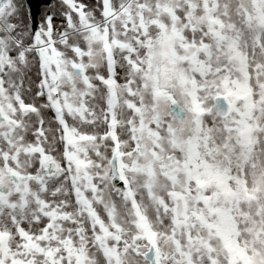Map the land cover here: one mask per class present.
<instances>
[{
    "label": "snow or ice",
    "instance_id": "6c2138e0",
    "mask_svg": "<svg viewBox=\"0 0 264 264\" xmlns=\"http://www.w3.org/2000/svg\"><path fill=\"white\" fill-rule=\"evenodd\" d=\"M0 264H264V0H0Z\"/></svg>",
    "mask_w": 264,
    "mask_h": 264
},
{
    "label": "water",
    "instance_id": "95a60500",
    "mask_svg": "<svg viewBox=\"0 0 264 264\" xmlns=\"http://www.w3.org/2000/svg\"><path fill=\"white\" fill-rule=\"evenodd\" d=\"M50 0H28V5L31 8V14L33 19L37 22V14L41 5H47Z\"/></svg>",
    "mask_w": 264,
    "mask_h": 264
},
{
    "label": "rangeland",
    "instance_id": "374dc122",
    "mask_svg": "<svg viewBox=\"0 0 264 264\" xmlns=\"http://www.w3.org/2000/svg\"><path fill=\"white\" fill-rule=\"evenodd\" d=\"M50 3H51V0L49 1L48 4H50ZM48 4H47V5H48ZM47 5H42V6L40 7L39 13L37 14V23L39 22L41 15L44 13V9H45V7H46Z\"/></svg>",
    "mask_w": 264,
    "mask_h": 264
},
{
    "label": "flooded vegetation",
    "instance_id": "af4514ba",
    "mask_svg": "<svg viewBox=\"0 0 264 264\" xmlns=\"http://www.w3.org/2000/svg\"><path fill=\"white\" fill-rule=\"evenodd\" d=\"M41 6H42V5H41ZM41 6H40V7H41ZM39 10H40V9H39Z\"/></svg>",
    "mask_w": 264,
    "mask_h": 264
}]
</instances>
